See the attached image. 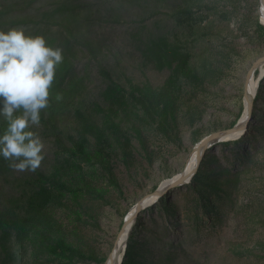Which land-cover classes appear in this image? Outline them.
<instances>
[{
    "label": "rangeland",
    "instance_id": "obj_1",
    "mask_svg": "<svg viewBox=\"0 0 264 264\" xmlns=\"http://www.w3.org/2000/svg\"><path fill=\"white\" fill-rule=\"evenodd\" d=\"M6 1H13L23 12L24 6L28 10L36 5L47 8L61 0ZM84 1L101 9L104 13L101 17L121 18L124 25L119 28L123 34L140 27L172 35L194 55L197 69L206 75L205 84L185 89L183 97L189 107L183 110V115L194 110L195 120L192 123L184 116L179 117L182 132L177 141L148 129L153 163L144 158L143 167L136 171L119 157L116 160L119 187L110 183L104 170L97 168L92 177L102 187L104 196L85 190L82 201L53 204L59 222L76 233L86 249L108 258L137 201L154 190V184L160 185L184 170L203 137L229 128L241 118L248 70L264 54V32L258 27V23H263V3L262 0ZM124 43L129 54L130 42L125 39ZM132 55L134 65L139 56ZM74 61L79 65L87 62L80 53ZM78 69L79 74L88 78L86 85L99 82L96 67ZM158 70L151 67L152 79L162 83L170 70ZM260 75L259 67L254 77L259 79ZM257 92L249 128L239 136L211 145L190 181L171 188L139 212L128 242L132 241L130 264H140L136 260H145L143 256L153 264H161L167 256L162 250L168 244L177 248L168 264H264V74ZM34 130L45 141L44 152L53 157L52 139L40 127L34 126ZM159 160L165 162V167H160ZM82 165L87 168L85 162ZM12 243L9 256L14 264L106 263L91 258L60 260L39 250L32 251L21 240L14 239Z\"/></svg>",
    "mask_w": 264,
    "mask_h": 264
},
{
    "label": "trees",
    "instance_id": "obj_2",
    "mask_svg": "<svg viewBox=\"0 0 264 264\" xmlns=\"http://www.w3.org/2000/svg\"><path fill=\"white\" fill-rule=\"evenodd\" d=\"M23 8L19 12L13 1H0V29L30 26L34 35L43 34L50 44L61 47L64 59L51 88L50 106L42 111L39 125L54 142L53 157L45 153L35 171L22 172L10 168L0 157V264H14L9 256L14 239L25 242L34 252L60 260L105 262L107 256L86 249L77 234L59 222L53 204L78 202L85 190L104 196L92 177L97 168L119 187V157L136 171L143 167L144 158L153 163L148 129L177 141L182 132L179 117L192 123L195 120L194 110L183 115L189 107L183 97L185 89L205 84L206 75L197 69L194 55L172 35L140 27L123 34L121 18L99 16L104 13L91 2L61 0L53 7ZM258 27L264 32V23ZM125 39L132 47L129 54ZM78 53L86 56L84 65L75 63ZM133 53L139 56L136 65ZM80 66L96 67L99 82L86 85L88 78L79 74ZM151 67L156 71L169 69L167 79L155 83ZM58 93L63 96L60 101L55 98ZM5 128L0 116V134ZM159 165L165 167V162L159 160ZM158 186L154 184L153 189ZM131 243L122 264H130ZM176 250L172 244L164 247L167 256L161 264H168ZM143 257L145 260L136 261L153 264Z\"/></svg>",
    "mask_w": 264,
    "mask_h": 264
},
{
    "label": "clouds",
    "instance_id": "obj_3",
    "mask_svg": "<svg viewBox=\"0 0 264 264\" xmlns=\"http://www.w3.org/2000/svg\"><path fill=\"white\" fill-rule=\"evenodd\" d=\"M64 59L63 49L43 34L18 25L0 29V157L16 171H35L45 159L44 139L34 130L50 106L51 88ZM56 100L63 99L56 94Z\"/></svg>",
    "mask_w": 264,
    "mask_h": 264
},
{
    "label": "water",
    "instance_id": "obj_4",
    "mask_svg": "<svg viewBox=\"0 0 264 264\" xmlns=\"http://www.w3.org/2000/svg\"><path fill=\"white\" fill-rule=\"evenodd\" d=\"M262 2H264V0H262ZM264 23V22H263ZM264 64V54L257 57L253 63L252 66L249 68L247 76H246V89H245V97L247 96V98H251L249 101V109H250V117L249 120L246 123H243L240 121V119L236 122L235 125L226 128V129H220V130H215L211 133H209L208 135H206L205 137H203L199 143L197 144L196 148H199L201 150V152L198 155V163L197 166L195 167V170L193 171V173H188L185 169L182 170L181 172H178L179 174L176 173L175 176L170 177L169 181L166 184V187L164 189H162V184H160L157 188H155L154 190L150 191L149 193H147L146 195H144L142 198H140L135 207H136V211H135V221L138 217L139 212L145 207V201H147L149 198L151 197H161L163 195H165L167 192H169V190L173 187H176L178 185H181L187 181H190L191 178L193 177V175L196 173V171L198 170L199 164L203 158V155L205 154L206 150L213 145L215 142L219 141V140H223L224 139V135L231 131V130H243L246 131L249 128V122L251 120L252 114H253V109H254V105H255V98L250 97L249 95V81L251 78L254 77L256 70L261 67ZM261 74L259 76V80H258V88H259V81L262 78ZM128 218L126 217L125 222L123 224V226L125 225V223H127ZM123 228V227H122ZM122 231V229H121ZM121 231L119 232L118 238L115 242L114 248L117 247L119 250L121 249V245L120 242H118L119 240V236L121 234ZM126 248H127V244L125 247V252H126ZM124 252V253H125ZM112 256V254L110 253L107 260L110 259ZM124 259V256H123ZM123 259L121 261V264L123 262ZM106 260V262H107ZM119 260V257L117 258H113L112 259V264H116L117 261Z\"/></svg>",
    "mask_w": 264,
    "mask_h": 264
},
{
    "label": "bare ground",
    "instance_id": "obj_5",
    "mask_svg": "<svg viewBox=\"0 0 264 264\" xmlns=\"http://www.w3.org/2000/svg\"><path fill=\"white\" fill-rule=\"evenodd\" d=\"M262 20L264 22V2H262ZM261 69V74H264V64L260 67ZM258 78L253 77L250 79L249 81V95L252 98H255L257 95V91H258ZM251 99V98H250ZM249 98H247V96L245 97V110L244 113L242 114L240 121L243 123H246L249 120L250 117V109H249ZM243 130H231L229 132H227L224 135V138H228V137H232V136H239L243 133ZM201 152V150L199 148H196L194 150V152L192 153L191 157L188 160L187 166L185 168V170L188 173H193V171L195 170V167L197 166L198 163V155ZM179 174V173H177ZM176 175V174H175ZM173 175V176H175ZM171 177V176H170ZM170 179H166L164 180L161 184L162 189H164L166 187L167 182ZM158 197L154 196L149 198L147 201H145V206L149 205L150 203H152L153 201L157 200ZM135 211H136V207H133L130 212L127 215L128 221L127 223H125V225L122 228L121 234L119 236V240L118 242H120L121 245V249L119 250L117 247L113 248V250L111 251V258L107 260V262L105 264H112V259L113 258H117L119 257V260L117 261L116 264H121V261L123 259V254L125 252V247L127 244V241L131 235V232L133 230L134 224H135Z\"/></svg>",
    "mask_w": 264,
    "mask_h": 264
}]
</instances>
